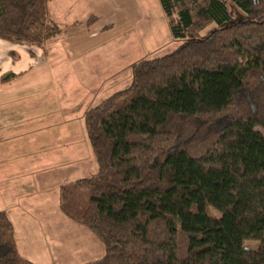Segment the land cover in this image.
Returning a JSON list of instances; mask_svg holds the SVG:
<instances>
[{
  "label": "trees",
  "instance_id": "trees-1",
  "mask_svg": "<svg viewBox=\"0 0 264 264\" xmlns=\"http://www.w3.org/2000/svg\"><path fill=\"white\" fill-rule=\"evenodd\" d=\"M51 1L0 0V39L63 35ZM159 1L180 45L85 113L98 169L61 188L105 246L84 264H264V0ZM0 264H35L1 208Z\"/></svg>",
  "mask_w": 264,
  "mask_h": 264
},
{
  "label": "rangeland",
  "instance_id": "rangeland-1",
  "mask_svg": "<svg viewBox=\"0 0 264 264\" xmlns=\"http://www.w3.org/2000/svg\"><path fill=\"white\" fill-rule=\"evenodd\" d=\"M128 2L131 9L128 15L132 28L127 33L121 34L117 25L114 28L113 25H103L99 36L92 39L97 40L98 43L101 42L99 50L90 54H85L83 50L78 51V53L81 52L83 58L74 60L71 64L67 63L66 51H63L62 48V40L68 30L58 37L61 40L53 38L58 42L52 39L45 47L24 45L29 53H32L30 49L37 50L39 48L40 52L34 62L30 60L29 66L33 64V69L28 71L26 68L27 71L25 70V73L21 74L23 76L11 84H18L19 88L29 87L19 94L25 101L22 106L24 108L27 106L25 112L29 108L26 103L34 102L35 104H31V108L35 109V114L38 113L41 116L43 111H45L44 114H47L46 109L51 107L53 108L48 111L54 113L50 114L49 121L40 119L41 129L37 131L39 136L35 132L34 138L30 139L28 135V137H24V140H20L23 143L22 149L39 151V164H37L39 171L31 174L34 177L33 184L37 191L60 183L69 185L72 183L71 181L74 182V180L96 173L98 164L88 133H81L80 137L75 136L73 142L69 139L70 135L66 134L65 127H69L68 124H70V129H76L77 132L84 131L85 113L100 104L109 96L108 94L112 95L113 91L116 92L129 85L131 66L134 63L145 58L169 54L181 43V40H176L173 37L168 18L159 0H128ZM119 16H122L123 20V13H120ZM97 21H99L98 17L92 23H87L90 26ZM86 33L87 31L80 33L81 40H89ZM72 54L76 55L74 52ZM1 65H4V62ZM8 73L7 70L0 71V86L11 82L12 79L4 81L3 76ZM116 88L117 90H115ZM69 113H71V117H68ZM71 118L73 119L71 120ZM52 120L56 121V126ZM51 129L52 131H50ZM60 138L61 142L59 143ZM75 140H77L76 144ZM53 144L55 146H57L56 144L62 145L57 148ZM67 146L72 149L68 150L65 148ZM69 155L73 161H78V166L75 168L71 164L60 167L59 162L68 160ZM47 156L57 163L51 164L52 161L45 158ZM45 159L53 165L51 170L44 171L45 169L41 167L45 164ZM30 164L31 162L29 166ZM29 166H24L23 169H21V164L16 166V171L12 174L20 176L17 178L18 183H15V187L17 184L19 186L20 184L26 185V181L23 179L29 171ZM35 168L36 163L34 164ZM75 170L77 172H74ZM1 185L5 190L7 186L9 190L12 186L11 182L9 185L7 183H1ZM61 188L59 196L56 194V197L50 199L48 211L37 212L35 210L38 199H42L38 194H36L37 197L33 196L25 203V205L34 208L28 210L32 211L34 216L23 211L27 208L19 209L22 206L14 208L18 211L13 214V217L17 220V232H19V239L23 244L24 254L22 255L35 264H84L102 258L105 255V246L93 232L79 222L87 205L88 193L85 190L72 187L69 200L63 208ZM22 190L23 186L20 191ZM21 194L22 192L19 195ZM8 198L9 202L14 205L15 201L17 204L20 202V197L14 192L9 193ZM36 212L38 214H35ZM260 245L261 241L259 240L244 242L245 247L254 250L258 249Z\"/></svg>",
  "mask_w": 264,
  "mask_h": 264
},
{
  "label": "crops",
  "instance_id": "crops-1",
  "mask_svg": "<svg viewBox=\"0 0 264 264\" xmlns=\"http://www.w3.org/2000/svg\"><path fill=\"white\" fill-rule=\"evenodd\" d=\"M129 12H131V9L128 0H52L50 2L51 18L60 26L65 28L66 31L68 30L65 38H62V48L63 51H66L65 59L67 63L71 64L72 61L83 58L81 52L78 53V51L83 50L85 54H90L96 52V50H99L101 42L98 43L97 40L92 39L99 36V32H101L100 29L103 25H113V28L117 25V27L119 28L118 30H120L121 34L127 33L130 28H132V25H130V16L128 15ZM120 13H123L124 15L123 20L121 18L122 16H119ZM90 16L98 17L99 21L89 26L87 22ZM83 31H87L86 34H88V36L86 37H88L89 40H81L80 33ZM57 40H61V38H58ZM57 40L54 41L58 42ZM81 44H83V46H81ZM39 49H30L32 53H29L24 45L0 39V71L7 70L9 71V73H14L16 75V77H14L11 82L1 84L0 86V184L7 183V185H9V183L11 182L12 185L10 190L8 186L6 190L2 185L0 186V208L7 211L10 220L14 224L17 246L21 254H24L23 244H21L18 234L19 232H17V220L15 219V217H13V214L17 213L18 211L14 210V208L17 206H22L19 207V209L21 210L27 208L23 211L28 213L30 216H34L32 214V211H28L33 210L34 208L25 205V203L28 202L31 197H37L36 194H38L42 199H38L36 204L37 208H35V210H37V212L48 211V204L50 203V199L54 198V196L56 197V194L59 196V189L62 186L66 185L64 183L55 184L46 189H39L41 192L37 191V188H34V177L31 176V174L37 173L39 171V168L37 166V164H39V151H26L22 149L23 143L20 142V140H24V137L26 138L28 137V135L31 139L34 136L35 132V134L38 135L37 131L38 129H41L40 119H46L47 121H49L50 114H54L51 111H48L53 107L46 109L47 114H44L45 111H43V115L41 116L38 113L35 114V109L31 108V104H35L34 102H32L31 104L26 103L27 105H29V108L27 112H25V108H27V106H25V108L22 106L24 105L25 101L22 98L23 96H20L19 94H22V92H24V90H27L29 87L19 88L18 84H11L15 80H18L23 76L21 74L25 73L26 68L28 71L33 69L34 65L31 64L29 66V64L31 63V61L34 62V59L36 60L38 58L40 52ZM72 51L76 55H73ZM3 62L4 65H1V63L3 64ZM117 88L115 90H117ZM29 110L32 111L28 112ZM70 115L71 113L68 114V117H71ZM72 119L73 118H71V120ZM53 122L56 126V121ZM68 125L69 127L65 128L67 129L66 134L70 135V140H73V138L75 139V136L80 137L82 135L81 133L85 134V132H87L85 124L84 131L80 130V132H77L76 129H70V124ZM50 131H52V129ZM58 142H61V138ZM76 143L77 140H75V144ZM56 145L57 146L53 144L54 147L59 148L62 144ZM65 148H68V150L72 149L68 146ZM45 158L51 160V164L57 163L50 156H47ZM33 160H35V162H33ZM30 162L31 164L29 166ZM35 163L36 168L34 169ZM44 163L45 164L41 165V167L45 169L44 171H48L53 168L51 167L53 165H51L49 161H46ZM14 164L16 165L14 166ZM20 164L21 169H23L24 166H29V171L26 173L27 175H25V178L23 179L24 181H26V185L20 184L19 186L17 184V186L15 187V183H18L17 178L20 175H14L12 174V172H15L16 166H20ZM71 164L74 165L75 168L78 166V161H73L71 156L68 158V160H62L59 162L60 167L70 166ZM3 171L4 173H2ZM74 172H77V170H75ZM22 186L23 190L20 191ZM12 192L20 197V202L18 204L16 201L15 205L14 203L9 202L8 195ZM21 192L22 194L19 195ZM39 204L41 205L39 206ZM57 206L59 208L58 204ZM37 212L35 214H38Z\"/></svg>",
  "mask_w": 264,
  "mask_h": 264
}]
</instances>
